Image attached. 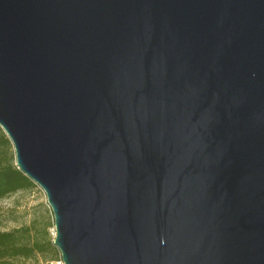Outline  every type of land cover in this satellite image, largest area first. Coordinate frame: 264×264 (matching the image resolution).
Wrapping results in <instances>:
<instances>
[{"label":"water","instance_id":"obj_1","mask_svg":"<svg viewBox=\"0 0 264 264\" xmlns=\"http://www.w3.org/2000/svg\"><path fill=\"white\" fill-rule=\"evenodd\" d=\"M0 127L63 264H264V0H0Z\"/></svg>","mask_w":264,"mask_h":264},{"label":"trees","instance_id":"obj_2","mask_svg":"<svg viewBox=\"0 0 264 264\" xmlns=\"http://www.w3.org/2000/svg\"><path fill=\"white\" fill-rule=\"evenodd\" d=\"M35 186L16 166L12 144L0 127V200L20 190ZM53 220L43 224L30 222L8 230L0 229V264H21L34 260L50 264L60 259L53 245L50 228Z\"/></svg>","mask_w":264,"mask_h":264},{"label":"rangeland","instance_id":"obj_3","mask_svg":"<svg viewBox=\"0 0 264 264\" xmlns=\"http://www.w3.org/2000/svg\"><path fill=\"white\" fill-rule=\"evenodd\" d=\"M49 220H53V215L46 201L45 193L37 184L31 189L17 191L0 200L1 230H8L33 221L43 224ZM49 231L54 236V227ZM21 264L41 263L25 260Z\"/></svg>","mask_w":264,"mask_h":264},{"label":"built area","instance_id":"obj_4","mask_svg":"<svg viewBox=\"0 0 264 264\" xmlns=\"http://www.w3.org/2000/svg\"><path fill=\"white\" fill-rule=\"evenodd\" d=\"M50 264H63L61 257L59 260L55 261V262H50Z\"/></svg>","mask_w":264,"mask_h":264}]
</instances>
